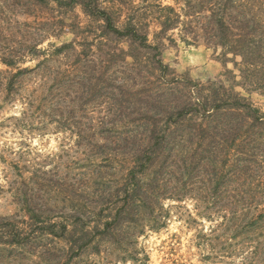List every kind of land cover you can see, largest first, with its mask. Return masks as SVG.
<instances>
[{"label":"rangeland","instance_id":"1","mask_svg":"<svg viewBox=\"0 0 264 264\" xmlns=\"http://www.w3.org/2000/svg\"><path fill=\"white\" fill-rule=\"evenodd\" d=\"M94 1L118 25L143 15L149 40L159 29L160 6H173L181 19L187 14L179 0ZM202 15L204 24L208 14ZM102 23L80 4L0 0V61L12 51L17 66L33 68L17 74V67L0 62V71L10 70L0 72V225L21 229L19 237L15 229L9 236L0 229V264H264V251H252L255 237L235 230L237 222L230 230L213 228L220 218L209 213L234 204L245 211L244 222L264 205V123L236 125L222 137H186L192 122H178L170 149H155L154 167L144 176L150 193L144 201H153V208H144L142 218L158 212L157 228L106 232L102 239L94 237L105 229L90 228L82 236L83 222L94 226L109 208L128 201L127 158L144 124L157 122L163 131L172 125L178 111L166 117L169 103H195L199 89L206 94L213 81L234 86L264 111V90L241 87L240 71L231 60L221 61L220 47L201 39L183 44L178 30H169L173 40L165 38L162 59L172 70L160 73L147 53L101 36ZM32 43L39 52L26 51ZM64 43L71 47L43 63L51 58L44 50ZM259 66L253 79L264 77ZM195 113L191 121L198 123ZM62 223L74 242L44 233L50 224L60 233ZM11 238L13 244H1Z\"/></svg>","mask_w":264,"mask_h":264},{"label":"trees","instance_id":"2","mask_svg":"<svg viewBox=\"0 0 264 264\" xmlns=\"http://www.w3.org/2000/svg\"><path fill=\"white\" fill-rule=\"evenodd\" d=\"M179 1L187 8L185 19H181L182 15L177 13L173 6H160L159 15L156 17L159 29L153 33V40H149V31L146 27L148 23L143 20V15L129 16L122 24L118 25L112 13L106 8L101 7L94 0H32V3L33 7L49 3L57 4L58 6L80 4L88 16L103 21L102 25L98 27V32L102 33L101 36H105L107 39L120 40L128 45V49L142 50L144 53H147L148 57L152 59V63L157 64V66L155 65V69H158L160 73L161 71L172 70L162 59V51L165 46V38L173 40L171 37H166V32L177 29L179 38L183 44H189L191 40L201 39L208 46L220 47L221 61L226 63V60H231L233 65L240 71L241 82L238 84L241 87L242 84L247 83L250 86H257L254 87L255 89L264 90V77L263 79L259 77L253 79L256 73H260L261 71L259 70V65L261 64L264 68V62L261 60L264 58V0ZM202 12L208 14V18L205 21L206 24L200 23L204 18ZM68 47H71V43L56 46L52 52L44 50V55H50L51 58L48 56L44 57L43 63L49 59L52 60L55 55L57 57ZM38 50L37 45L32 43L27 46L26 51L29 54H34L39 52ZM132 53L129 50L127 54L133 56ZM11 54L12 51H9L8 55L3 54L0 61L8 69L17 67V74L33 70V68L17 66L18 62L13 59V55ZM33 56L36 58L37 55ZM8 69L1 70L0 72L6 74L10 71ZM6 82L7 87L12 86V80H7ZM210 84L213 86L206 89V94L203 93V90L199 89L200 95L193 97L195 103L185 102L183 105L174 102L172 104L169 103L166 117H172L178 112L177 117L171 123L172 125L168 123L164 131L160 129L157 122H151L148 125L144 124L143 131H145V134L140 139H136V143L134 144L136 146L135 151L127 158L130 164L127 167L128 171L124 184L126 185L125 191L128 201H124L118 208L116 207L115 211L109 208L108 212L103 215V221L97 222L95 220L94 226L88 221L83 222L84 226L81 228L83 237L86 236V231L90 232L92 229H95V231L105 229L106 231H102L94 237L102 239L106 232L111 234V232L116 233L125 229L134 230L138 228V232L141 233L146 227L150 229L157 228L154 222L156 221L158 212L155 214V211L152 210L148 213V217L142 218L146 213L144 208L151 207L153 202L144 201V197L150 194L148 192L149 186L144 184V176L150 168L154 167L155 159L153 160V154H157V152L162 154L164 151L170 149V130L172 127H179V125H176L178 122L184 123L185 120L192 122L190 123V128L183 131V135L186 137L195 136L198 132L222 137L226 136V134H232L233 132L231 131L234 127H237L236 125L241 129L243 125L264 123V111L261 112L249 97L234 89V86H230L227 89L222 82L218 86L213 81ZM195 85L198 86L199 83ZM195 88H193V92L196 90ZM244 90L251 93V88L248 89L250 91L246 88ZM261 93L264 94V91ZM193 112H196L197 118L195 121H198V123L191 121ZM159 135L160 138L157 137ZM162 144L164 146L159 148ZM155 149L158 151L156 152ZM181 150L183 149L181 148ZM143 156L149 158L148 164L144 163ZM138 164H140L141 169L135 170ZM135 198L137 201H135ZM237 208L234 204H226L219 206L217 211H209L210 214H217L220 218L212 227H219L217 229L219 231L230 230L231 225H235L237 222L239 226L235 230L241 229L244 234H250L252 237H255V241L252 244L253 253L256 255L260 251H264V205L257 209L255 213H251L244 222L242 221L245 218H241L240 215H246L245 211L243 209L239 211ZM240 219L242 220L238 222ZM16 227L11 222H8L6 227L0 225V229H5L8 236L13 235V229H15L16 236L19 237L21 229L18 225ZM90 228L92 229L90 230ZM44 233L59 237L65 242L71 238L74 242V236L71 234V230L68 229V223H62L60 233L56 232L51 224L49 229H45ZM7 240L1 242V244H13L15 242L12 238Z\"/></svg>","mask_w":264,"mask_h":264}]
</instances>
